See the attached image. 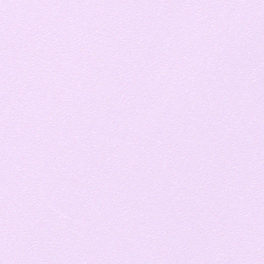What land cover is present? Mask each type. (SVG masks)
Returning a JSON list of instances; mask_svg holds the SVG:
<instances>
[{
  "label": "snow or ice",
  "instance_id": "6c2138e0",
  "mask_svg": "<svg viewBox=\"0 0 264 264\" xmlns=\"http://www.w3.org/2000/svg\"><path fill=\"white\" fill-rule=\"evenodd\" d=\"M0 264H264V0H0Z\"/></svg>",
  "mask_w": 264,
  "mask_h": 264
}]
</instances>
